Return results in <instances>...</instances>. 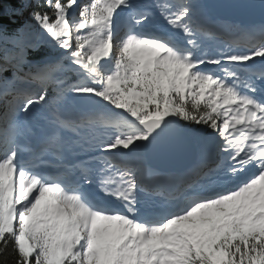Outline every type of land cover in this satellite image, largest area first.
I'll list each match as a JSON object with an SVG mask.
<instances>
[{
  "label": "snow or ice",
  "instance_id": "obj_1",
  "mask_svg": "<svg viewBox=\"0 0 264 264\" xmlns=\"http://www.w3.org/2000/svg\"><path fill=\"white\" fill-rule=\"evenodd\" d=\"M18 0L0 15V255L264 264V0ZM231 43L225 46L223 37Z\"/></svg>",
  "mask_w": 264,
  "mask_h": 264
},
{
  "label": "water",
  "instance_id": "obj_2",
  "mask_svg": "<svg viewBox=\"0 0 264 264\" xmlns=\"http://www.w3.org/2000/svg\"><path fill=\"white\" fill-rule=\"evenodd\" d=\"M251 3L256 5V10L252 14H238L232 11L222 9L219 11V15L223 20H232L241 24L260 23L261 17L259 14L260 0H250Z\"/></svg>",
  "mask_w": 264,
  "mask_h": 264
},
{
  "label": "trees",
  "instance_id": "obj_3",
  "mask_svg": "<svg viewBox=\"0 0 264 264\" xmlns=\"http://www.w3.org/2000/svg\"><path fill=\"white\" fill-rule=\"evenodd\" d=\"M18 0H0V15H3L5 22H9L15 26L20 22V18L10 16L11 9L16 6ZM0 264H13L11 255H0Z\"/></svg>",
  "mask_w": 264,
  "mask_h": 264
},
{
  "label": "bare ground",
  "instance_id": "obj_4",
  "mask_svg": "<svg viewBox=\"0 0 264 264\" xmlns=\"http://www.w3.org/2000/svg\"><path fill=\"white\" fill-rule=\"evenodd\" d=\"M223 40H225V39H223ZM230 42V41H229Z\"/></svg>",
  "mask_w": 264,
  "mask_h": 264
}]
</instances>
